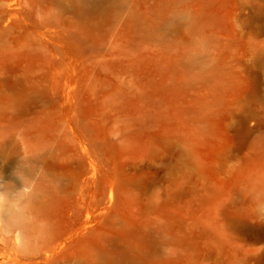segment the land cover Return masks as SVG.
<instances>
[{
  "label": "rangeland",
  "instance_id": "obj_1",
  "mask_svg": "<svg viewBox=\"0 0 264 264\" xmlns=\"http://www.w3.org/2000/svg\"><path fill=\"white\" fill-rule=\"evenodd\" d=\"M0 134L55 264H264V0H0Z\"/></svg>",
  "mask_w": 264,
  "mask_h": 264
},
{
  "label": "bare ground",
  "instance_id": "obj_2",
  "mask_svg": "<svg viewBox=\"0 0 264 264\" xmlns=\"http://www.w3.org/2000/svg\"><path fill=\"white\" fill-rule=\"evenodd\" d=\"M45 200L20 198L10 214L0 213V264H55L71 254L74 241L57 248L54 209Z\"/></svg>",
  "mask_w": 264,
  "mask_h": 264
},
{
  "label": "clouds",
  "instance_id": "obj_3",
  "mask_svg": "<svg viewBox=\"0 0 264 264\" xmlns=\"http://www.w3.org/2000/svg\"><path fill=\"white\" fill-rule=\"evenodd\" d=\"M14 176L22 182V185L25 180L23 173V165H18L14 171ZM12 181H6L4 177H0V213L8 215L15 208L14 198L10 192L9 186L12 184Z\"/></svg>",
  "mask_w": 264,
  "mask_h": 264
}]
</instances>
